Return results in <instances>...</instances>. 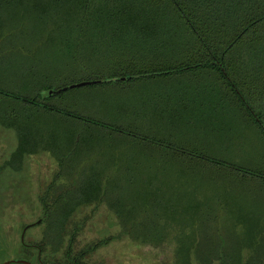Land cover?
Instances as JSON below:
<instances>
[{
    "label": "trees",
    "instance_id": "16d2710c",
    "mask_svg": "<svg viewBox=\"0 0 264 264\" xmlns=\"http://www.w3.org/2000/svg\"><path fill=\"white\" fill-rule=\"evenodd\" d=\"M25 1L33 11L32 24H37L38 38L31 46L20 48L19 60L0 62V127L12 131L16 139V147L6 162L13 171L19 170L23 157L39 152L48 153L57 163L58 168L49 182L56 186H47L39 196L45 213L44 240L42 245H37L39 252L49 244L51 252H62L61 264H86L80 259L90 254L95 245L71 256L75 240L72 224L73 230L70 229L69 237L64 239L69 221L83 208L113 200L108 175H96L88 180L82 172L75 174L70 170L74 167L72 159L78 154L76 142L80 134L99 135L97 131L93 133L84 128L82 123L121 136L133 135L144 146L157 144L162 153L187 158L184 169L193 168L196 172L200 162L203 166L232 169L264 185L263 174L233 169L222 162L178 150L166 141L157 140L155 135L131 133L126 127L129 117L114 116L105 125L93 119H82L62 107L70 102L73 92L95 85L154 86L186 75L192 78L195 73L196 78L204 77L210 72L215 78L207 76V84L224 86L226 95L223 97L256 128L264 152V0ZM70 24H74L72 28L77 35L71 31ZM92 24L99 25L98 39L110 44V53L105 55L111 57V64L109 68L104 67V75L93 74L95 70L89 60L93 49L83 41L94 28ZM79 48L82 64L76 57ZM15 75L21 77L14 79ZM5 81L14 84L4 85ZM83 81L96 83L66 89L51 97L43 96L46 90H58ZM188 90L187 85L183 87V91ZM73 100L77 101V97ZM65 118L79 121L80 126ZM189 160H195L193 165ZM249 166L264 172V158ZM68 178L69 188L62 186ZM244 187L264 197V186ZM50 199L51 203L47 204ZM151 205V218L146 220L143 216L149 207L145 205L132 213L127 203L108 202L107 207L118 225L116 238L138 245L172 242L170 264H253L250 257H245L243 262L234 254L240 248L255 244L252 239L238 235H250V229H242L240 223L226 228L227 223L222 218L226 205L223 198H214L205 218L184 216L188 211H198L201 204L196 202L181 206L180 211L173 202L164 206L154 200ZM37 225H41L40 221Z\"/></svg>",
    "mask_w": 264,
    "mask_h": 264
},
{
    "label": "rangeland",
    "instance_id": "374dc122",
    "mask_svg": "<svg viewBox=\"0 0 264 264\" xmlns=\"http://www.w3.org/2000/svg\"><path fill=\"white\" fill-rule=\"evenodd\" d=\"M26 5L28 4L26 1L24 3V0H0L2 63L19 60L20 48L24 45L31 46L38 38L37 24H32L33 11ZM72 25L74 24H70V29L77 35ZM93 27L83 41H87L93 49L92 58H89L95 70L93 74L104 75L105 68H109L111 64V57L105 55L110 53V44L98 39L99 25ZM81 56L82 49L79 48L76 51L79 64L83 62ZM202 74L204 75V72ZM207 76L210 79L215 78V75L209 72L204 77L199 75L196 78L195 73L192 78L186 75L182 79L154 86L133 84L123 88L119 84L99 87L95 85L91 89L73 92L70 102L62 107L73 111L82 119H93L105 125H108V119L111 117H129L126 127L131 133L155 135L157 140L166 141L178 150L217 163L222 162L233 169L264 175V172L256 167L249 166L264 158L261 136L247 117L238 112L237 108H232L228 99L223 97V94L226 95L224 86L207 84ZM20 77L13 76L14 79ZM200 77L203 79L199 80ZM12 84L14 82H4V85ZM186 85L189 89L187 92L183 91ZM75 96L77 101L73 100ZM52 104L55 105L54 100ZM65 120L80 126L77 120ZM82 124L84 128H89L93 133L97 131L99 135L89 132L80 134V139L76 142L78 154L73 157L74 167L70 170L75 174L82 172L88 180L92 176L108 175L109 188L114 194L109 203H127L132 213L145 205L149 207L143 216L147 220L151 218V203L154 200L164 206L173 202L179 206L178 211L183 208L181 206L196 202L201 204V207L197 208L198 211H188L184 216L205 218L214 198H223L226 205L223 207L222 218L227 223L226 228L240 223L242 229H250V235H238L252 239L255 244L253 247L240 248L234 254L243 262L245 257H250L253 264H264V197L255 195L244 187L264 186L263 184L243 177L232 169H218L206 164L204 167L200 162L196 172L193 168L184 169L183 163H187V158L162 153L155 146L157 144L147 143L144 146L140 143L141 140L133 138V135L121 136L108 129ZM15 147L16 139L12 131L0 127V264H19L18 260L38 264L37 254L42 264H61L64 259L62 252H51L49 244H45L39 253L26 249V246L43 244L45 213L39 196L47 186H56L49 183L58 168L56 160L46 152L26 155L20 160L22 163L19 164V170L13 171L6 162ZM189 161V164L193 165L195 160ZM67 165H70L69 161ZM69 180L70 178L62 186L69 188ZM108 202L83 208L71 218L64 236V239L69 237V230H73L72 224L75 240L71 256L94 244L93 251L83 256L81 262H172V242L157 246L138 245L128 239L116 238L118 225L107 207ZM50 203L51 199L47 200V204ZM247 219L251 221L248 223ZM39 221L40 226L36 224Z\"/></svg>",
    "mask_w": 264,
    "mask_h": 264
},
{
    "label": "water",
    "instance_id": "95a60500",
    "mask_svg": "<svg viewBox=\"0 0 264 264\" xmlns=\"http://www.w3.org/2000/svg\"><path fill=\"white\" fill-rule=\"evenodd\" d=\"M218 66L220 67V65H218ZM94 83H96V81H91V82L83 81V82H78V83L70 84V85H68L66 87H62V88H60L58 90H46L45 92H43V96H45V97H51V96H54V95H56V94H58V93H60V92H62L64 90H66V89H73V88L83 87V86H87V85L94 84ZM11 262H15V261H10V263ZM8 263L9 262H5L4 264H8ZM17 263H19V264H30V263H28L25 260H18Z\"/></svg>",
    "mask_w": 264,
    "mask_h": 264
},
{
    "label": "flooded vegetation",
    "instance_id": "af4514ba",
    "mask_svg": "<svg viewBox=\"0 0 264 264\" xmlns=\"http://www.w3.org/2000/svg\"><path fill=\"white\" fill-rule=\"evenodd\" d=\"M25 246V245H24ZM26 249L27 250H34L36 253H39V251L37 250V246H26ZM36 262L38 263V264H40V260H39V255L37 254L36 255ZM28 263H29V261H28ZM31 263V262H30Z\"/></svg>",
    "mask_w": 264,
    "mask_h": 264
}]
</instances>
